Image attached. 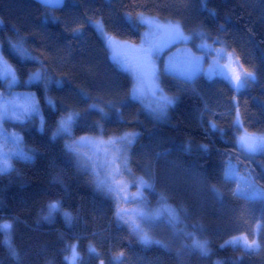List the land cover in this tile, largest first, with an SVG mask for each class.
<instances>
[{
	"label": "trees",
	"instance_id": "16d2710c",
	"mask_svg": "<svg viewBox=\"0 0 264 264\" xmlns=\"http://www.w3.org/2000/svg\"><path fill=\"white\" fill-rule=\"evenodd\" d=\"M253 1L64 0L61 9L52 10L32 0H0L1 53L16 71L19 88L34 93L42 118L41 129L36 116L31 125L5 122L34 152L30 160L12 158L10 170L0 173V223L12 224L8 233L0 231V264H68L65 256L73 244L76 264H264V199L234 194L237 180L224 176L231 162L238 175L250 174L264 190V153H242L235 142L241 130L264 133V65L255 48L257 43L264 55V0L251 11ZM138 15L178 21L186 34L203 33L210 44L220 41L214 46L231 52L249 76L246 87L235 92L222 77L200 73L185 85L161 69L159 86L176 102L165 119H154L131 98V77L113 63L90 24L100 21L110 36L137 43L143 31ZM20 37L24 55L10 43ZM199 40L193 36L191 47ZM41 67L51 84L24 86ZM94 101L115 107H106L102 120L88 110ZM68 111L80 117L68 135L53 139L57 121ZM125 132L138 134L129 146L128 166L151 181L148 202L162 199L176 209L207 241L208 254H181L137 241L114 219V196L101 191L66 148L81 136ZM53 199L72 214L71 222L59 213L43 218ZM237 235L258 247L226 244Z\"/></svg>",
	"mask_w": 264,
	"mask_h": 264
},
{
	"label": "snow or ice",
	"instance_id": "6c2138e0",
	"mask_svg": "<svg viewBox=\"0 0 264 264\" xmlns=\"http://www.w3.org/2000/svg\"><path fill=\"white\" fill-rule=\"evenodd\" d=\"M63 0H39V3L45 8H51L53 6H60ZM138 22L140 25L145 26L146 30L141 37V43L139 47H135L127 42H117L114 37L110 36L105 30L102 22L95 21L94 26L98 31L105 37V44L107 50L112 53V59L120 65L121 70L132 74L135 83L131 89V97L133 99H143L146 95H151L154 98V103L146 105L147 110L153 116L154 119L163 120L167 116V110L169 107L175 104L176 97L165 96L162 93V89L159 87L157 81L159 80L158 73L155 68V59L157 55L166 47L172 44L183 43L187 44L196 36L200 39V44L197 45V50L201 55H196L190 49H184L181 59L169 58L165 64V72L172 74L177 78L180 83L185 85H191L194 77L198 72H202V65L206 57H211L212 60L209 63V67L206 75L212 77L213 75H222L225 79L232 81V78L228 76L227 72L221 65V61L225 59L224 48H216L215 44L220 43L218 40H213L211 44L207 42V38L203 33H193L191 35L185 34L182 25L178 21L166 20L160 21L156 17L138 15ZM12 48L15 49L21 55L26 53L23 47V37L18 38L15 43H12ZM121 48L129 49L134 53L133 56H125L123 58L118 57L117 53ZM35 59V58H32ZM0 79L5 80L11 89L16 81V71L11 65L4 59L2 53H0ZM251 75V74H249ZM31 80L43 81L47 84V77L43 68H39L36 72L30 75ZM235 86L238 89L243 86L239 76L234 78ZM86 95V94H85ZM20 97H12L10 100H3L2 94H0V119H3L5 115H12L16 117L24 116L35 112L36 105L33 97L25 95L22 97L23 103L17 101ZM112 109L115 105L108 101L106 105L101 106L95 101L88 105L89 111H96L100 114L101 119L107 118L108 113L105 108ZM119 112V109H116ZM80 117L78 111H68L62 115L57 121V126L52 134V138L55 139L58 135H68L70 133L72 125ZM237 127L240 128L239 113H237L236 119ZM100 127L99 123L97 125ZM215 127V125H212ZM4 135V134H0ZM138 134L135 132H125L122 135L109 137L107 141L100 139L98 141L101 146L102 155L98 152L97 160L91 165L93 169V175L99 177L101 171L103 173V179H97V187L110 195L114 196L117 201L116 217L118 220H125L126 210H122L119 207V201L122 198L121 192L126 188V184L121 180V177L128 172L126 167V156L125 152L127 146L130 145ZM7 140V137H5ZM85 138L81 137L80 141H72L66 144V148L69 152H76V146L79 145ZM13 143L19 144V139L14 138ZM95 143V141H94ZM237 147L242 153L254 154L256 152H264V133H248L245 131L243 134L237 137ZM11 155H19L24 160H30L32 157L25 153L22 149H17L15 153L4 152L0 148V172H4L10 168L9 160ZM78 156V153H77ZM91 159V158H90ZM236 169L228 162L224 169L225 179H232L235 177ZM137 185L138 193L142 188H150L151 184L140 178L138 181H133ZM213 191H216L213 189ZM248 199H264V193L258 192L254 186L245 181V187L240 189L238 193ZM143 197L141 196L140 199ZM127 199V198H125ZM46 214L44 219H50L55 214L59 213L63 216L66 222H71L72 214L63 209L61 201L58 199L50 200L46 205ZM167 214L170 222H178L179 215L176 210L168 209H157L155 212L146 213L138 212L137 218L141 222L149 221L152 219L159 218L163 213ZM134 230L136 231L139 239L143 243H150L151 238L144 229L141 228L140 224L133 222ZM12 228V224L8 221L0 223V231L8 233ZM4 243L9 247L12 256H16L15 249L12 248L10 241L6 238ZM194 246L199 248L202 254H207L208 249L206 246L207 242H200L194 240ZM255 241L251 244L247 240L244 241L246 249H250L252 245H255ZM71 247V255L65 256V260L68 264H76L79 253L76 250V245L73 244ZM90 251L94 252L95 249L91 248Z\"/></svg>",
	"mask_w": 264,
	"mask_h": 264
},
{
	"label": "rangeland",
	"instance_id": "374dc122",
	"mask_svg": "<svg viewBox=\"0 0 264 264\" xmlns=\"http://www.w3.org/2000/svg\"><path fill=\"white\" fill-rule=\"evenodd\" d=\"M257 2H258V0L253 1L252 5H251V9H250L251 11L255 7V4ZM251 11H250V13H251ZM150 17H152V16H150ZM157 19H159V18H157ZM159 20L163 22V21H166L169 19H159ZM94 22L95 21H91L90 24L95 29V31L100 36V38L103 40V42L105 43V37L94 26ZM245 23H246V25H248V20H247V22L245 21ZM145 30H146V28H145V26H143V31L141 32L140 39L137 43L127 42V41H123V40H120L117 38H115V40L117 42H120V43L127 42L128 44H131L135 47H139V45L141 43V37H142L143 33L145 32ZM190 42L187 44L177 43V44L169 45L168 47L164 48L157 55V57L155 59V68H156V71L158 73V76H160V70L161 69L163 71H165V64L169 60V58H173V57L177 58V59L182 58L184 49H190L196 55H201V53L197 50V47H196L197 45L200 44L201 41L199 40L198 42H196L194 48L191 47ZM214 47L221 48V46H214ZM255 48L258 51L260 59L264 65V55L260 49V46L257 43H256ZM224 51H225V59L221 61V65L224 68V70L227 72L228 76L232 78V81L230 82V80L225 79L222 75H219V74L213 75L212 77H215V76L222 77L223 79L227 80L231 84V86L233 87L235 92H238L240 89H243L246 87L247 80H248L249 76L242 70V68L239 65L235 56L231 52L227 51L225 48H224ZM0 53H1V48H0ZM108 53H109V56H110L111 60L113 61V63L119 69H121L120 65L117 64L112 59V53L110 51H108ZM117 55H118V57L123 58L125 56L131 57L134 55V53L132 51H130L129 49L121 48L118 51ZM211 60H212L211 57H206L203 65H202L203 71L198 72L197 74L200 73V74L204 75L205 77L211 78V77L206 75L208 67H209V63L211 62ZM2 67L3 66L0 65V68H2ZM124 72H126V71H124ZM126 73L131 77L132 87H133V84L135 83L133 76L129 72H126ZM31 74L32 73H30L27 76V78L22 82L24 86H28V85L35 83V82H42V81H38V80H31L30 79ZM236 76H239L241 81H243V86L239 87L238 89L236 88L235 81H234V78ZM157 83L159 85V80L157 81ZM20 84H21V81L17 77V81H16L15 85L11 89H9L7 82L5 80L0 79V94H2L3 100H5V101L10 100V99H12V97L15 96V97L21 98L17 101L18 103H23L22 97L30 94L35 101L36 110H35V112L28 114V115H24V116L16 117V116H12V115H5L3 119H0V134H4V135H0V148H2V150L4 152H9V153H15L17 151V149L19 148V149H22L28 155L32 156V154L34 152V148L30 147V146H25L22 143V138H21V135L19 134V132L15 131V129H13L12 127L7 128L5 125V122H7V121L12 122V123H24V122L28 121L31 117L36 116L38 123H39L38 128L41 129L42 118H41V116L38 112V109H37V102H36L35 95H34V93H32L28 90L20 89L19 88ZM50 84H51V82H49V80H48L46 85H50ZM132 87H131V89H132ZM162 93L165 96H170V97L174 96V95H170V94L165 93L163 90H162ZM130 96H131V91H130ZM174 97H176V96H174ZM134 100L139 102L146 110H147L146 105L154 103V98L150 94L143 97L142 100L141 99H134ZM169 108H168V110H169ZM168 110H167V112H168ZM29 123L31 125L33 123V120H29ZM244 132H245L244 130H241V132H239L236 135V139H235L236 145H237V137L239 135L243 134ZM5 137H7V140L5 139ZM81 137H84L85 140L76 146V152L75 153H73V152H71V153H72V155L76 161V164L79 166V168H81L85 171H88L90 174L93 175V169H92L91 165L94 161L97 160L98 152L102 155L101 146L99 145L98 141L100 139L107 141L109 137H104V136H102L101 133H99L97 135H93V136L92 135H86V136H81ZM81 137H78L76 139V141H80ZM111 137H115V136H111ZM14 138L19 139L18 145L12 142ZM94 141H95V143H94ZM129 146L130 145L127 146V149L125 152L126 167H127L128 172H126L121 177V180L126 184V188L124 189L123 192H121L120 195L122 198L119 201L120 205H121L120 208L122 210H126V216H125V220H118L116 215H114V219L119 224L125 226L130 231V233L136 238V240L139 242H141V240L139 239V236L137 235L136 231L134 230L133 222L140 224L141 228L144 229V231H146L147 234L149 235V237L151 238L150 243H144V244H156V245H159L165 249L172 250V251H175V252H178L181 254L189 252V251H193V250L201 253L199 248L194 246L193 242H194V240L200 241V242H207V241L204 239H200L196 235L193 228H191L184 221L182 215L176 209H174L172 206H170L169 204L164 202L162 199H158V201L156 203L150 204L148 202V199L146 196V190L150 189L151 187L150 188H142L140 190V192L138 193L137 185H136V183H133V181H138L142 177L134 175L129 169V166H128ZM77 153H78V156H77ZM256 153H261V152H256ZM256 153H254V154H256ZM12 158L22 159L19 155H11V158L9 160L10 168H11ZM231 164L233 165V163H231ZM10 168L8 170H6L4 172H0V173H5V172L9 171ZM234 168H235V166H234ZM98 178L99 179L104 178L102 171H101V175L99 177H95L96 180ZM234 178L238 182L237 187H236L237 193L239 192L240 189L245 187V181L251 183L254 186V188L256 190H258V192L264 193L263 189L256 186L252 182V178H251L250 174L245 173L244 175H238L237 172H235ZM142 179L147 181L149 184H151L150 180L144 179V178H142ZM141 196L143 197L142 199H140ZM125 198H127V199H125ZM165 207H167L168 209L176 210L178 212V215H179V221L178 222H175V221L170 222V219L167 216L166 212L163 213L159 218L152 219V220L145 221V222H141L137 218L138 212L143 211L146 213H152V212H155V210H157V209H164ZM245 240H247V239L243 235H237V236L229 238L226 241V244L239 245L245 250H255L258 247V244L255 241L256 242L255 245H252V247L250 249H246V246L244 244ZM141 243H143V242H141ZM248 243L251 244L252 241H248ZM206 246H207L208 253H209L208 243H206ZM70 255H71V247H69L67 256H70Z\"/></svg>",
	"mask_w": 264,
	"mask_h": 264
},
{
	"label": "water",
	"instance_id": "95a60500",
	"mask_svg": "<svg viewBox=\"0 0 264 264\" xmlns=\"http://www.w3.org/2000/svg\"><path fill=\"white\" fill-rule=\"evenodd\" d=\"M32 1H34L35 3L41 5V4L39 3V0H32ZM63 5H64V0H63L62 4H61L60 6H53V7L49 8V9H52V10H58V9H61V8L63 7ZM41 6H42V5H41ZM42 7H43V6H42Z\"/></svg>",
	"mask_w": 264,
	"mask_h": 264
}]
</instances>
